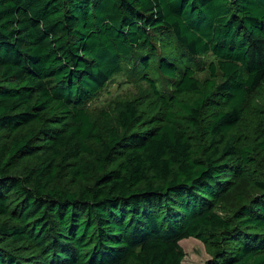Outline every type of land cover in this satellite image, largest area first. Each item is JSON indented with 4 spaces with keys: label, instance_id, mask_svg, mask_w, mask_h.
Listing matches in <instances>:
<instances>
[{
    "label": "trees",
    "instance_id": "obj_1",
    "mask_svg": "<svg viewBox=\"0 0 264 264\" xmlns=\"http://www.w3.org/2000/svg\"><path fill=\"white\" fill-rule=\"evenodd\" d=\"M263 91L264 0H0V264H264Z\"/></svg>",
    "mask_w": 264,
    "mask_h": 264
},
{
    "label": "rangeland",
    "instance_id": "obj_2",
    "mask_svg": "<svg viewBox=\"0 0 264 264\" xmlns=\"http://www.w3.org/2000/svg\"><path fill=\"white\" fill-rule=\"evenodd\" d=\"M157 47L161 49L163 55L176 57L170 45L165 44L162 46L158 44ZM209 62V57L200 58L196 62L197 77L203 83L209 78V72L207 70ZM154 77L157 78L158 84L161 87H167L169 84V81L158 73ZM150 95L151 88L143 80V73L135 69L132 64H127L125 70L120 75L113 77L107 86L94 99L88 102L86 107L94 120H97L99 114L106 110L112 102L136 100L149 97ZM257 104L261 108H264V91L258 94ZM237 193L238 191L230 195L226 202L231 203ZM180 245L186 255L184 264H206L211 259L204 244L195 238L183 240Z\"/></svg>",
    "mask_w": 264,
    "mask_h": 264
}]
</instances>
